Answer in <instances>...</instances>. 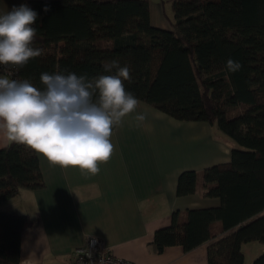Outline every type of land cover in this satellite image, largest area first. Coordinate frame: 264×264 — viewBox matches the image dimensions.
<instances>
[{"label": "trees", "instance_id": "trees-1", "mask_svg": "<svg viewBox=\"0 0 264 264\" xmlns=\"http://www.w3.org/2000/svg\"><path fill=\"white\" fill-rule=\"evenodd\" d=\"M38 14L32 47L42 55L11 79L43 88L41 73L74 72L89 80L117 60L130 69L126 91L179 120L207 121L231 143L230 159L184 170L176 193L217 197L219 204L173 211L154 233L157 251L209 241L208 264H244L242 246L264 245V0H171V29L150 21L149 0H28ZM229 59L239 62L230 72ZM95 99V97H94ZM44 185L39 159L26 146L0 147V203ZM27 213L0 209V264H21ZM250 264H264V251Z\"/></svg>", "mask_w": 264, "mask_h": 264}, {"label": "crops", "instance_id": "crops-1", "mask_svg": "<svg viewBox=\"0 0 264 264\" xmlns=\"http://www.w3.org/2000/svg\"><path fill=\"white\" fill-rule=\"evenodd\" d=\"M25 1L0 0V14ZM149 5L152 25L171 29L173 13H165L158 0ZM138 113L146 115L143 122L136 120ZM216 129L207 121L176 119L141 101L137 112L114 129V153L99 164L98 174L63 169L37 155L44 185L22 188L4 201L12 202L6 210L27 213L32 220L21 235L20 263L73 264L76 248L96 235L116 256L135 264H208L209 241L189 250L168 245L159 252L153 238L157 229L170 225L173 211L219 204L202 187L176 193L182 171L229 161L232 143ZM9 141L0 129V147ZM256 246L264 251L262 243Z\"/></svg>", "mask_w": 264, "mask_h": 264}, {"label": "clouds", "instance_id": "clouds-1", "mask_svg": "<svg viewBox=\"0 0 264 264\" xmlns=\"http://www.w3.org/2000/svg\"><path fill=\"white\" fill-rule=\"evenodd\" d=\"M37 18L25 4L0 14V65L19 70L42 55V49L32 47ZM226 67L236 72L241 65L229 59ZM113 69L115 74L91 80L74 72H44L39 77L43 88L29 79L0 76V129L51 165L98 174L99 164L114 153V129L141 104L124 86L130 69L117 60L104 64L105 72ZM145 119L144 113L136 115L137 121Z\"/></svg>", "mask_w": 264, "mask_h": 264}, {"label": "built area", "instance_id": "built-area-1", "mask_svg": "<svg viewBox=\"0 0 264 264\" xmlns=\"http://www.w3.org/2000/svg\"><path fill=\"white\" fill-rule=\"evenodd\" d=\"M9 75V74H7ZM73 264H135L133 261L116 256L103 240L89 235L84 245L76 248Z\"/></svg>", "mask_w": 264, "mask_h": 264}, {"label": "rangeland", "instance_id": "rangeland-1", "mask_svg": "<svg viewBox=\"0 0 264 264\" xmlns=\"http://www.w3.org/2000/svg\"><path fill=\"white\" fill-rule=\"evenodd\" d=\"M161 1L164 5V12L167 14H172V6H171V0H158ZM173 15V14H172ZM217 131H219L218 129H216ZM225 140H228L226 137H224ZM229 141V140H228ZM14 201V200H11ZM10 203L12 202H1L0 203V209H4L6 210V208H11L10 206H8ZM249 243V244H248ZM252 243V241H251ZM257 244V242H256ZM256 244H250V242H245L244 245V252H245V259H244V264H250L255 257H257L258 255L262 254L263 251H259V249H257ZM264 248V246H262Z\"/></svg>", "mask_w": 264, "mask_h": 264}]
</instances>
